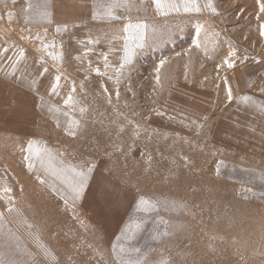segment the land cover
Returning <instances> with one entry per match:
<instances>
[{"label":"rangeland","instance_id":"obj_1","mask_svg":"<svg viewBox=\"0 0 264 264\" xmlns=\"http://www.w3.org/2000/svg\"><path fill=\"white\" fill-rule=\"evenodd\" d=\"M174 2L0 0V264H264V0Z\"/></svg>","mask_w":264,"mask_h":264},{"label":"snow or ice","instance_id":"obj_2","mask_svg":"<svg viewBox=\"0 0 264 264\" xmlns=\"http://www.w3.org/2000/svg\"><path fill=\"white\" fill-rule=\"evenodd\" d=\"M155 4H156V7L158 9H165V8H168V7H173L175 8L176 5H175V2L174 0H154ZM184 8H185V11H200V8L199 6L196 4V0H184ZM215 10V9H213ZM261 10L264 11V5H261ZM133 27H139V25H128V29L126 30H129ZM230 67L232 65H229ZM144 201L142 200V203Z\"/></svg>","mask_w":264,"mask_h":264}]
</instances>
